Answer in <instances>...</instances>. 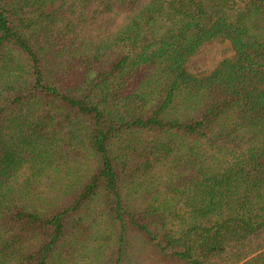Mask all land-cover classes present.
<instances>
[{
  "label": "trees",
  "instance_id": "trees-1",
  "mask_svg": "<svg viewBox=\"0 0 264 264\" xmlns=\"http://www.w3.org/2000/svg\"><path fill=\"white\" fill-rule=\"evenodd\" d=\"M0 264H264V0H0Z\"/></svg>",
  "mask_w": 264,
  "mask_h": 264
},
{
  "label": "rangeland",
  "instance_id": "rangeland-1",
  "mask_svg": "<svg viewBox=\"0 0 264 264\" xmlns=\"http://www.w3.org/2000/svg\"><path fill=\"white\" fill-rule=\"evenodd\" d=\"M226 54L222 46L210 47L189 64V69L191 71H209Z\"/></svg>",
  "mask_w": 264,
  "mask_h": 264
}]
</instances>
